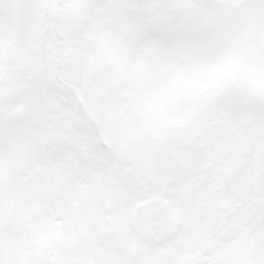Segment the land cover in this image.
I'll return each mask as SVG.
<instances>
[{"label": "snow or ice", "instance_id": "snow-or-ice-1", "mask_svg": "<svg viewBox=\"0 0 264 264\" xmlns=\"http://www.w3.org/2000/svg\"><path fill=\"white\" fill-rule=\"evenodd\" d=\"M0 264H264V0H0Z\"/></svg>", "mask_w": 264, "mask_h": 264}]
</instances>
